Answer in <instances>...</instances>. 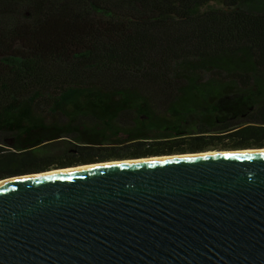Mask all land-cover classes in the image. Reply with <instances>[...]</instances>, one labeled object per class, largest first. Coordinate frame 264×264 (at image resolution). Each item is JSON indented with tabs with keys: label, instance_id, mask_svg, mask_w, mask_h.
I'll return each instance as SVG.
<instances>
[{
	"label": "trees",
	"instance_id": "16d2710c",
	"mask_svg": "<svg viewBox=\"0 0 264 264\" xmlns=\"http://www.w3.org/2000/svg\"><path fill=\"white\" fill-rule=\"evenodd\" d=\"M252 147L264 0H0V180Z\"/></svg>",
	"mask_w": 264,
	"mask_h": 264
},
{
	"label": "water",
	"instance_id": "95a60500",
	"mask_svg": "<svg viewBox=\"0 0 264 264\" xmlns=\"http://www.w3.org/2000/svg\"><path fill=\"white\" fill-rule=\"evenodd\" d=\"M176 154L12 176L0 264H264V147Z\"/></svg>",
	"mask_w": 264,
	"mask_h": 264
},
{
	"label": "bare ground",
	"instance_id": "6f19581e",
	"mask_svg": "<svg viewBox=\"0 0 264 264\" xmlns=\"http://www.w3.org/2000/svg\"><path fill=\"white\" fill-rule=\"evenodd\" d=\"M220 153H230L229 151H224V152H218V151H209L208 154L216 155ZM195 154H173V155H157V156H151L147 158H140V159H128V160H111V161H103L100 163H94V164H88V165H83V166H77L75 168H68L69 170L71 169H83V168H92V167H107V166H116V165H121L124 163H129V162H134V161H153V160H171V159H179V158H184V157H190ZM66 169L62 170H53L49 171L46 173H55V172H61L65 171ZM34 175H25V176H18V177H11V178H6L0 180V185L5 184V183H11L14 181H18L21 179H26L28 177H32Z\"/></svg>",
	"mask_w": 264,
	"mask_h": 264
},
{
	"label": "rangeland",
	"instance_id": "374dc122",
	"mask_svg": "<svg viewBox=\"0 0 264 264\" xmlns=\"http://www.w3.org/2000/svg\"><path fill=\"white\" fill-rule=\"evenodd\" d=\"M224 6L221 3L218 2H212L210 3L205 10H209V9H219V8H223Z\"/></svg>",
	"mask_w": 264,
	"mask_h": 264
}]
</instances>
